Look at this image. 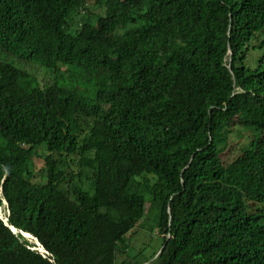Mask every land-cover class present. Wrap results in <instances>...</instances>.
<instances>
[{
    "label": "trees",
    "instance_id": "16d2710c",
    "mask_svg": "<svg viewBox=\"0 0 264 264\" xmlns=\"http://www.w3.org/2000/svg\"><path fill=\"white\" fill-rule=\"evenodd\" d=\"M147 194L156 264H264V0H0V264H141Z\"/></svg>",
    "mask_w": 264,
    "mask_h": 264
},
{
    "label": "rangeland",
    "instance_id": "374dc122",
    "mask_svg": "<svg viewBox=\"0 0 264 264\" xmlns=\"http://www.w3.org/2000/svg\"><path fill=\"white\" fill-rule=\"evenodd\" d=\"M37 63H27L23 60H19L17 64L22 68L32 71L42 84L53 82V77L47 75L48 72L46 69L39 65L40 63ZM66 69L67 67L65 65L60 64L61 72L67 74ZM216 134L222 159L224 162H229L243 152L244 148L250 143L255 131L254 129L245 128L240 124L231 123L228 126L223 127ZM41 153L42 155L44 154L42 150ZM35 164L36 176L34 177V180H40L42 175L41 169L44 166L42 157H36ZM72 166L74 169H77L74 164H72ZM151 205V195L147 194L145 216L133 230L127 233L128 249L124 255L122 254L121 256H118L117 263L126 259L133 261L136 260L141 264H156L158 253L163 247V235L158 228L157 205L153 204V207ZM259 205L264 208V204L261 203ZM257 207L258 205L252 204L253 210ZM8 212L7 204L4 202L0 205V217H2L1 214L7 216ZM26 239L30 244H36L32 238L26 237Z\"/></svg>",
    "mask_w": 264,
    "mask_h": 264
},
{
    "label": "bare ground",
    "instance_id": "6f19581e",
    "mask_svg": "<svg viewBox=\"0 0 264 264\" xmlns=\"http://www.w3.org/2000/svg\"><path fill=\"white\" fill-rule=\"evenodd\" d=\"M5 203H6V201H5ZM8 211V210H7ZM8 214V213H7ZM1 216H2V218L5 220V221H7V216H4V215H2L1 214ZM13 228V230L15 231V232H18V230L17 229H15L14 227H12ZM24 234H25V236L26 237H28V238H32L35 242H36V244H37V246L40 248V250H42V251H45V249L42 247V245L39 243V241L34 237V236H32L30 233H27V232H24ZM35 244V243H34Z\"/></svg>",
    "mask_w": 264,
    "mask_h": 264
},
{
    "label": "clouds",
    "instance_id": "9594fccd",
    "mask_svg": "<svg viewBox=\"0 0 264 264\" xmlns=\"http://www.w3.org/2000/svg\"><path fill=\"white\" fill-rule=\"evenodd\" d=\"M85 11V9H81V12L83 13ZM5 202V201H4ZM7 204V203H6ZM8 206V205H7ZM9 211V210H8ZM8 214H9V212H8ZM2 218V217H1ZM5 221V220H4ZM6 222V221H5ZM24 233V232H23ZM26 237V236H25ZM32 248H34V249H36V250H38L39 252H41L44 256H45V254H47L48 252L47 251H42V250H40V248L37 246V244H36V246H34V247H32Z\"/></svg>",
    "mask_w": 264,
    "mask_h": 264
},
{
    "label": "water",
    "instance_id": "95a60500",
    "mask_svg": "<svg viewBox=\"0 0 264 264\" xmlns=\"http://www.w3.org/2000/svg\"><path fill=\"white\" fill-rule=\"evenodd\" d=\"M12 228V227H11ZM13 229V228H12ZM23 234V236H25V234L23 232H21ZM164 246L162 247V249L160 250V252L158 253V255L163 251Z\"/></svg>",
    "mask_w": 264,
    "mask_h": 264
}]
</instances>
